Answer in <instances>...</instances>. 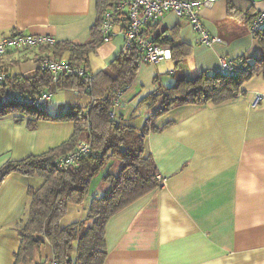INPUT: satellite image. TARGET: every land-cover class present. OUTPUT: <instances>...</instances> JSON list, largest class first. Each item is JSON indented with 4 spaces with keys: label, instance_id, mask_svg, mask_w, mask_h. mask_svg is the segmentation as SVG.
I'll return each mask as SVG.
<instances>
[{
    "label": "crops",
    "instance_id": "1",
    "mask_svg": "<svg viewBox=\"0 0 264 264\" xmlns=\"http://www.w3.org/2000/svg\"><path fill=\"white\" fill-rule=\"evenodd\" d=\"M237 4L253 5L257 14L264 12L262 0H237ZM200 14L206 30L223 43H199L191 25L173 13L149 28L155 36L174 35L178 43L190 47L181 63L187 79L218 72L225 57L251 61L262 56L258 39L249 32L250 24L229 14V0H217ZM98 20L97 0H0V41L23 33L85 46L92 41ZM124 46L125 37L119 34L90 52L84 64L97 75ZM47 54L40 48H9L1 70L6 76L34 77L39 59ZM92 55L100 57L95 70ZM69 57L66 53L62 62L71 61ZM176 74L173 59L140 66L115 109L116 119L143 129L162 107L166 90L177 84ZM244 90L245 96L226 105L177 106L153 121L158 131L149 133L146 147L165 181L109 220L105 264H264V76L253 78ZM257 94L263 100L253 108ZM90 104L91 96L85 92L60 90L44 109L60 117ZM27 122L25 118L18 123L13 115L0 118V170L9 162L60 146L74 132L69 121L41 120L35 129ZM119 167L117 160H110L93 179L88 199L76 205H84L82 218L87 217L92 199L106 191L103 178ZM43 184V178L20 174H11L1 183L0 264H15L29 193ZM52 259L51 246L45 242L35 264Z\"/></svg>",
    "mask_w": 264,
    "mask_h": 264
},
{
    "label": "trees",
    "instance_id": "2",
    "mask_svg": "<svg viewBox=\"0 0 264 264\" xmlns=\"http://www.w3.org/2000/svg\"><path fill=\"white\" fill-rule=\"evenodd\" d=\"M119 1L97 0L99 20L92 29L89 44L77 46L57 42L40 49L58 61H62L68 53L72 62L87 64L89 53L102 44V16ZM229 14L249 24L257 16L253 5L240 6L237 0H229ZM149 28L146 31L148 36L170 47L179 79L174 87L166 90L162 107L141 130L125 126L111 117L115 95L119 91L125 92L137 76L140 68L137 49L123 51L106 70L94 75L89 92L81 78L65 75L55 84L49 73L40 70L34 77L6 76L4 81H0V102L12 91L36 97L44 91L73 90L91 96L89 107L76 108L60 117L47 114L45 107L29 109L13 102L0 106V118L13 115L18 123L26 118L30 129H35L41 120L69 121L74 125L72 136L60 146L21 161L9 162L0 170V185L11 174L44 179L38 191L29 193L28 213L20 227L22 244L15 256V264H35L45 242L51 246L52 260L57 264H105L109 220L162 186L155 160L146 147L149 133L158 131L153 121L177 106L219 107L234 102L245 96L246 83L256 76H264V28L256 35L263 50L262 56L251 61L234 60L236 64L242 61V65H239L242 70L237 76L202 72L192 79H187L181 70L182 61L191 52L190 47L178 43L174 35L173 38L167 33L155 36ZM1 61L2 58L0 68ZM81 140L89 142L92 151L82 157L78 167L58 169L55 161L74 151ZM110 160H117L120 167L118 173H109L103 178L106 191L92 199L85 220L64 226L62 222L70 207L81 205L88 199L93 179L107 167Z\"/></svg>",
    "mask_w": 264,
    "mask_h": 264
},
{
    "label": "built area",
    "instance_id": "3",
    "mask_svg": "<svg viewBox=\"0 0 264 264\" xmlns=\"http://www.w3.org/2000/svg\"><path fill=\"white\" fill-rule=\"evenodd\" d=\"M217 0H120L112 8L105 12L101 19L100 33L102 43H110L119 34L125 37L124 51L128 52L137 49L138 65H154L160 60L171 59V49L166 45L159 44L146 34L147 29L159 23L167 13H173L178 18L186 20L197 35L198 42L211 46L215 43H223L221 39L211 36L206 30L201 10L212 7ZM264 3V0H262ZM264 28V12H259L249 25V32L256 36ZM57 42L50 36H31L23 33H14L10 37L0 41V59L6 56L9 48L33 49L43 46L55 45ZM242 61L234 63L233 60L222 58L218 72L237 76L242 67ZM39 70L51 75L52 81L56 84L63 76H75L81 78L87 85V92L91 90L94 76L89 72L85 64L72 61H58L47 55L39 59ZM6 78L0 68V81ZM86 93V92H85ZM124 91H119L114 98V106L111 117L116 118L115 109L121 106ZM53 92L44 91L38 96H28L12 91L0 102L3 106L7 102H13L29 109H40L45 107L51 100ZM263 100L261 94H257L252 107L255 108ZM92 151L91 144L81 141L77 148L61 156L55 161L58 169L76 168L80 165L81 159ZM159 179L165 181L161 176ZM49 264H57L51 260Z\"/></svg>",
    "mask_w": 264,
    "mask_h": 264
},
{
    "label": "rangeland",
    "instance_id": "4",
    "mask_svg": "<svg viewBox=\"0 0 264 264\" xmlns=\"http://www.w3.org/2000/svg\"><path fill=\"white\" fill-rule=\"evenodd\" d=\"M91 63H92V66H93V69L95 70L96 66H98L100 64V57L99 56H96V55H92L91 56ZM50 114V113H49ZM119 170L117 171H114V173H118ZM84 205L82 206H76V205H73L71 208H70V213L68 214V216H66L64 219H63V223L64 226H69L73 223H76V222H81L82 220L86 219V215L83 217V213H85V210L83 209ZM65 220H68V221H65ZM70 222V223H69ZM49 264V262H48Z\"/></svg>",
    "mask_w": 264,
    "mask_h": 264
}]
</instances>
